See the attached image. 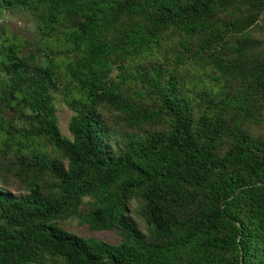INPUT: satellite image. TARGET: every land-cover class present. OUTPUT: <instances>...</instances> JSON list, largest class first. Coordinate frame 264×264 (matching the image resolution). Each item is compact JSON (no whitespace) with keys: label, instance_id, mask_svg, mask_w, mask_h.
I'll use <instances>...</instances> for the list:
<instances>
[{"label":"trees","instance_id":"16d2710c","mask_svg":"<svg viewBox=\"0 0 264 264\" xmlns=\"http://www.w3.org/2000/svg\"><path fill=\"white\" fill-rule=\"evenodd\" d=\"M5 13L36 26H0V264H264V0Z\"/></svg>","mask_w":264,"mask_h":264},{"label":"rangeland","instance_id":"374dc122","mask_svg":"<svg viewBox=\"0 0 264 264\" xmlns=\"http://www.w3.org/2000/svg\"><path fill=\"white\" fill-rule=\"evenodd\" d=\"M3 23L9 25L11 32L20 34H24L27 32V30H31L36 26L30 16L22 13H17L14 15L5 13L0 18V26ZM56 105L60 128L63 134L66 136H71L68 124L71 116L73 115V111L64 102H62L60 98L57 99ZM133 215L138 220V222L144 226V223L140 216H138V213L134 212ZM60 222L64 227L86 237L92 236L102 238L110 242H116L119 240V235L116 232L90 230L86 224L80 223L77 218H69Z\"/></svg>","mask_w":264,"mask_h":264}]
</instances>
